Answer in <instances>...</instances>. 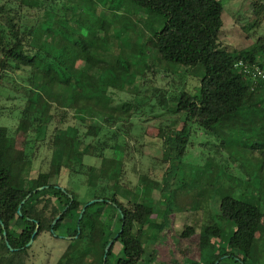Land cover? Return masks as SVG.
<instances>
[{
    "label": "trees",
    "instance_id": "obj_1",
    "mask_svg": "<svg viewBox=\"0 0 264 264\" xmlns=\"http://www.w3.org/2000/svg\"><path fill=\"white\" fill-rule=\"evenodd\" d=\"M258 1L256 12L264 9V0ZM97 7L103 13L114 15L120 11L140 16L146 13L144 27H151L149 37L154 40L161 59L196 72L203 71L197 94L182 91L174 97V113L205 130L218 125L226 127L239 119L244 110L264 105V81L253 75L256 67L264 73V66L256 58L250 59L245 50L230 52L219 48L224 12L221 0H0V70L29 73L27 99L31 118H36L37 139L44 137L43 130L54 120L50 101L53 97L62 101L64 119L70 114L79 122L67 124L63 130L73 144H53L54 161L49 171L39 172L35 178L32 161L17 158L14 139L6 127H0V245L7 251H26L39 236L49 233L56 238H70L67 239L69 247L58 264L70 259L71 252L77 250H93L94 261L103 264L105 248L114 240L106 264H152L155 252L147 248L151 242L147 232L151 223L148 208L136 201L125 205L115 192L120 179L112 182L111 163H117L115 158L121 156L106 157L103 149L96 150L93 144L89 146L84 141L101 134L103 127L95 119L110 110L112 90L134 83L129 80L136 76L132 62L109 54L112 48L105 36L111 31L112 21L98 17ZM81 21L91 26L89 33L83 30ZM156 24L161 26L159 30L153 28ZM135 48L132 46L131 50L135 52L138 49ZM144 69H150L149 64ZM139 75L142 78L144 74ZM81 127L86 128L82 138ZM163 135L164 148L172 159L179 161L189 142L186 123L177 130L168 127ZM86 154L100 160L95 177L96 168L83 162ZM63 166L70 167L75 174L86 172L88 187L102 181L104 193L106 187L113 190L109 197L103 194L93 198L103 201L86 208L79 226L80 213L90 201L82 203L76 194L59 186ZM258 179L259 183L263 180ZM32 183L34 189H30ZM46 186L33 193L19 213L26 196ZM218 208L222 218L233 223L235 230L223 252L215 253L204 264H223V260L229 259L234 264H253L251 253L264 217L261 207L249 200L224 196ZM117 219L119 226L115 231ZM2 224L10 247L3 236ZM164 226V223L155 224L153 229L159 233ZM37 227L33 243L27 246ZM195 232L193 227H186L181 238L189 239ZM221 236L222 230L218 227L205 226L199 235L200 256L214 247ZM156 239L153 237L152 242ZM116 243L120 249L115 255Z\"/></svg>",
    "mask_w": 264,
    "mask_h": 264
},
{
    "label": "rangeland",
    "instance_id": "obj_2",
    "mask_svg": "<svg viewBox=\"0 0 264 264\" xmlns=\"http://www.w3.org/2000/svg\"><path fill=\"white\" fill-rule=\"evenodd\" d=\"M257 2L221 0L224 12L218 45L230 52L245 50L250 59L256 58L264 66V9L256 12ZM96 15L112 21L111 31L105 36L112 48L109 54H113L112 58L119 56L132 62L136 76L129 80L134 83L112 90L110 110L95 119L103 127L101 134L84 141L89 146L93 144L96 150L103 149L106 157L121 156L122 159L115 158L117 163H111L112 182L120 179L115 192L125 205L136 201L148 208L151 223L147 232L151 242L147 248L155 252L152 264L208 263L212 255L223 252L235 230L234 224L220 215L218 203L222 197L249 200L264 213V105L244 110L239 119L226 127L218 125L205 130L197 123L187 122L183 115L174 113V97L182 91L197 94L203 71L196 72L161 59L154 40L149 37L151 27H144L146 13L140 16L120 11L114 15L103 13L97 7ZM81 23L83 30L89 33L91 26L84 21ZM153 28L159 30L161 26L156 24ZM132 46L139 50L135 48L133 52ZM105 58L109 59L107 55ZM148 64L150 69H144ZM142 72L141 78L139 73ZM28 78L27 71L9 69L4 73L0 70V127H6L14 139L17 158L32 161L35 178L39 172L49 171L54 161L53 144H73L63 130L67 124L78 125L79 122L70 114L64 119L62 101L53 97L50 101L54 120L43 130L44 137L37 139L34 131L37 122L35 117L31 118L27 99ZM106 116L109 119L105 120ZM33 121L35 124L30 125ZM64 121L68 122L59 125ZM185 123L190 131L189 142L184 156L177 161L164 148L163 134L168 127L177 130ZM85 132L86 128L81 127V138ZM83 162L85 166L96 168L95 177L100 160L86 154ZM259 177L263 178L260 183ZM58 183L76 194L82 203L113 193L112 187H106L104 193L105 182L102 181L88 187L86 172L85 175L75 174L68 166L62 167ZM34 186L32 183L30 189ZM160 223L165 225L163 231L155 233L153 227ZM207 225L221 229L222 236L214 247L201 253L202 257L199 235ZM186 227L196 231L189 239L181 238ZM152 236L158 239L155 243ZM69 244L66 238L44 233L26 251H7L0 245V264H58ZM119 249L120 244L116 243L115 255ZM251 257L253 264H264V217ZM63 262L97 264L93 250L72 251L70 259ZM223 264H234V261L223 260Z\"/></svg>",
    "mask_w": 264,
    "mask_h": 264
},
{
    "label": "water",
    "instance_id": "obj_3",
    "mask_svg": "<svg viewBox=\"0 0 264 264\" xmlns=\"http://www.w3.org/2000/svg\"><path fill=\"white\" fill-rule=\"evenodd\" d=\"M46 188H48L47 186L46 187H40V188H37V189H35V190H33L31 193H29L27 196H26V198L24 199V201L21 203V205H20V207H19V213H21V211H20V209H21V207L23 206V204L32 196V194L33 193H37V192H39V191H41V190H44V189H46ZM71 198H72V196H70ZM103 200H101V199H95V200H93V201H90V202H88L87 204H85L84 205V207H83V209H82V211H81V213H80V216H79V219H78V226H79V224H80V221H81V219H82V217H83V215H84V213H85V211H86V208L88 207V206H90L91 204H93V203H95V202H102ZM62 214L63 213H61L56 219H55V221L53 222V226L57 223V221L60 219V217L62 216ZM122 216V215H121ZM121 218H123V216L121 217ZM122 227H123V224H122ZM2 229H3V236H4V238H5V241H6V244H7V246L8 247H10L9 246V243H8V241H7V234H6V231H5V227H4V225L2 224ZM79 229V228H78ZM38 230H39V228L37 227L36 228V230H35V232L33 233V235H32V239L30 240V242L28 243V245L27 246H30L32 243H33V241H34V238H35V236H36V234L38 233ZM122 231V228H121V230H120V232ZM62 237V236H61ZM118 237V235L115 237V239ZM62 238H66V239H70V238H68V237H62ZM113 244H114V240H111L109 243H108V245L106 246V248H105V253H104V257H103V259H104V262H103V264H106V260H107V256H108V252H109V250L111 249V247L113 246ZM218 264V263H217Z\"/></svg>",
    "mask_w": 264,
    "mask_h": 264
},
{
    "label": "built area",
    "instance_id": "obj_4",
    "mask_svg": "<svg viewBox=\"0 0 264 264\" xmlns=\"http://www.w3.org/2000/svg\"><path fill=\"white\" fill-rule=\"evenodd\" d=\"M241 65V64H240ZM254 77H258L261 80L264 81V73L259 69V67H256L254 72H253Z\"/></svg>",
    "mask_w": 264,
    "mask_h": 264
},
{
    "label": "crops",
    "instance_id": "obj_5",
    "mask_svg": "<svg viewBox=\"0 0 264 264\" xmlns=\"http://www.w3.org/2000/svg\"><path fill=\"white\" fill-rule=\"evenodd\" d=\"M200 253V252H199Z\"/></svg>",
    "mask_w": 264,
    "mask_h": 264
}]
</instances>
